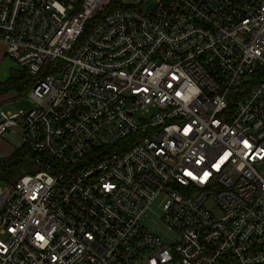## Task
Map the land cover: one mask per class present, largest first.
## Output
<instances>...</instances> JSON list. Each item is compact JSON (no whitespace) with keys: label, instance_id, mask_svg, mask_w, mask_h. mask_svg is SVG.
Segmentation results:
<instances>
[{"label":"built area","instance_id":"built-area-1","mask_svg":"<svg viewBox=\"0 0 264 264\" xmlns=\"http://www.w3.org/2000/svg\"><path fill=\"white\" fill-rule=\"evenodd\" d=\"M147 1L0 0V264H264V0Z\"/></svg>","mask_w":264,"mask_h":264},{"label":"rangeland","instance_id":"rangeland-1","mask_svg":"<svg viewBox=\"0 0 264 264\" xmlns=\"http://www.w3.org/2000/svg\"><path fill=\"white\" fill-rule=\"evenodd\" d=\"M156 0H148L145 5V10L150 12L155 6ZM23 67L14 59L7 56L0 61V83L5 82L13 75H19L23 71ZM35 105L34 100L31 98L28 91L25 94L19 95L16 90H10L3 94H0V112L12 111L17 112L19 110L28 111ZM22 144V132L16 127L8 131L4 135L0 136V160L12 153V151L18 148ZM26 172H31V169H27ZM6 183L0 181V187ZM158 201L153 205L151 213L159 210L157 208Z\"/></svg>","mask_w":264,"mask_h":264},{"label":"trees","instance_id":"trees-1","mask_svg":"<svg viewBox=\"0 0 264 264\" xmlns=\"http://www.w3.org/2000/svg\"><path fill=\"white\" fill-rule=\"evenodd\" d=\"M32 77L24 68L19 75H13L5 82L0 83V94L16 90L19 95L25 94L32 85ZM30 161L26 158L23 148L14 151L0 160V181L10 183L15 181L25 170L29 169Z\"/></svg>","mask_w":264,"mask_h":264},{"label":"crops","instance_id":"crops-1","mask_svg":"<svg viewBox=\"0 0 264 264\" xmlns=\"http://www.w3.org/2000/svg\"><path fill=\"white\" fill-rule=\"evenodd\" d=\"M4 57H6V49L4 44L0 43V61H2Z\"/></svg>","mask_w":264,"mask_h":264},{"label":"snow or ice","instance_id":"snow-or-ice-1","mask_svg":"<svg viewBox=\"0 0 264 264\" xmlns=\"http://www.w3.org/2000/svg\"><path fill=\"white\" fill-rule=\"evenodd\" d=\"M188 175H191V173H188ZM193 178H195V177H193ZM41 239H43V237H41Z\"/></svg>","mask_w":264,"mask_h":264}]
</instances>
